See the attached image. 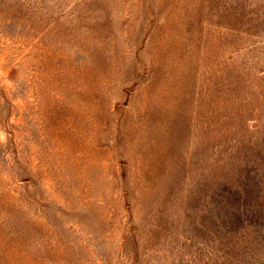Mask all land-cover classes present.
<instances>
[{"label": "rangeland", "instance_id": "obj_1", "mask_svg": "<svg viewBox=\"0 0 264 264\" xmlns=\"http://www.w3.org/2000/svg\"><path fill=\"white\" fill-rule=\"evenodd\" d=\"M0 264H264V0H0Z\"/></svg>", "mask_w": 264, "mask_h": 264}]
</instances>
